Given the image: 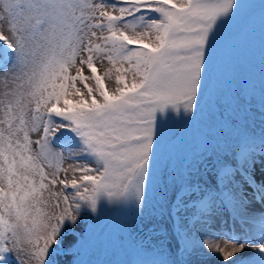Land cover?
I'll list each match as a JSON object with an SVG mask.
<instances>
[{"label": "snow or ice", "instance_id": "snow-or-ice-1", "mask_svg": "<svg viewBox=\"0 0 264 264\" xmlns=\"http://www.w3.org/2000/svg\"><path fill=\"white\" fill-rule=\"evenodd\" d=\"M251 2L0 0V264H85L108 210L176 242L121 264H264V84L219 78Z\"/></svg>", "mask_w": 264, "mask_h": 264}, {"label": "rangeland", "instance_id": "rangeland-1", "mask_svg": "<svg viewBox=\"0 0 264 264\" xmlns=\"http://www.w3.org/2000/svg\"><path fill=\"white\" fill-rule=\"evenodd\" d=\"M262 3L264 0H252L238 14V23L225 34L219 65V78L225 93L235 92L245 82L256 88L258 92L260 86L264 84V8ZM192 139L191 132L186 136L178 133L176 143L182 149H190ZM227 219L226 216L218 219L216 224L218 228L225 230L231 228L230 220L228 225L223 222ZM131 221L130 213L108 210L93 231L94 214L93 218L82 217L74 238L79 240L83 237V241L77 248L87 241V250L81 256L85 264L89 261L91 264H121L132 253L136 243H142L148 252L158 249L163 243L168 249L169 257H176V242L170 230L166 238L158 233H149L147 227L133 231L129 228ZM203 264H217V261L206 259Z\"/></svg>", "mask_w": 264, "mask_h": 264}, {"label": "bare ground", "instance_id": "bare-ground-1", "mask_svg": "<svg viewBox=\"0 0 264 264\" xmlns=\"http://www.w3.org/2000/svg\"><path fill=\"white\" fill-rule=\"evenodd\" d=\"M216 224H217V221H214V222H213V225H212L213 228H218V226H217Z\"/></svg>", "mask_w": 264, "mask_h": 264}]
</instances>
